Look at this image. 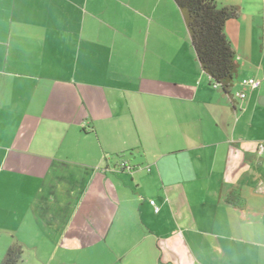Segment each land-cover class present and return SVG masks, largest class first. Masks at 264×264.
<instances>
[{
	"label": "crops",
	"instance_id": "crops-1",
	"mask_svg": "<svg viewBox=\"0 0 264 264\" xmlns=\"http://www.w3.org/2000/svg\"><path fill=\"white\" fill-rule=\"evenodd\" d=\"M215 1L231 94L173 0H0V261L264 264V0Z\"/></svg>",
	"mask_w": 264,
	"mask_h": 264
},
{
	"label": "trees",
	"instance_id": "trees-1",
	"mask_svg": "<svg viewBox=\"0 0 264 264\" xmlns=\"http://www.w3.org/2000/svg\"><path fill=\"white\" fill-rule=\"evenodd\" d=\"M173 1L182 13L201 69L216 87L231 94L238 64L224 27L228 19L238 16V7L220 6L215 0ZM227 200L237 204L233 192L228 194ZM21 254V245L13 243L6 249L0 264H19Z\"/></svg>",
	"mask_w": 264,
	"mask_h": 264
},
{
	"label": "rangeland",
	"instance_id": "rangeland-1",
	"mask_svg": "<svg viewBox=\"0 0 264 264\" xmlns=\"http://www.w3.org/2000/svg\"><path fill=\"white\" fill-rule=\"evenodd\" d=\"M88 252L86 250L76 248L73 252L74 256L71 259L72 261L69 264H120L118 263V260H115V256L114 254H112V252H110V250L106 251L105 249V251L103 252V257L101 256L102 259L99 260H95V258L93 259L89 257ZM97 255H100V253L94 251V256Z\"/></svg>",
	"mask_w": 264,
	"mask_h": 264
},
{
	"label": "built area",
	"instance_id": "built-area-1",
	"mask_svg": "<svg viewBox=\"0 0 264 264\" xmlns=\"http://www.w3.org/2000/svg\"><path fill=\"white\" fill-rule=\"evenodd\" d=\"M241 83L244 85V86H249L250 88H257L261 85V80L259 79H256V78H253V77H247V78H243L241 80ZM238 96L240 97H244L245 94L243 92H239L237 93ZM264 148V144L263 143H258V151L261 152ZM119 167L122 168L123 170H126V171H130L132 168L127 165L126 162L124 161H121L120 164H119ZM150 203L152 205H154V201L153 200H150ZM155 211L158 210V208L155 206L154 207Z\"/></svg>",
	"mask_w": 264,
	"mask_h": 264
}]
</instances>
